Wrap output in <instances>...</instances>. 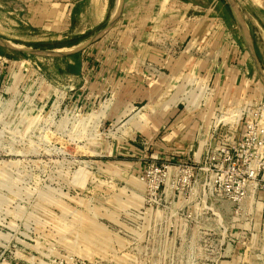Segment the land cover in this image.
<instances>
[{"label":"rangeland","instance_id":"obj_1","mask_svg":"<svg viewBox=\"0 0 264 264\" xmlns=\"http://www.w3.org/2000/svg\"><path fill=\"white\" fill-rule=\"evenodd\" d=\"M235 8L264 73V13L242 7L259 22L244 20ZM218 10L230 15L264 96L235 17ZM88 25L74 16L56 31L20 27L25 37H4L42 51L79 48L69 55L0 45V264H264V205L239 210L198 181L182 184L177 161L160 159L142 134L67 105L63 92L105 24ZM152 164L159 171L148 174Z\"/></svg>","mask_w":264,"mask_h":264},{"label":"crops","instance_id":"obj_2","mask_svg":"<svg viewBox=\"0 0 264 264\" xmlns=\"http://www.w3.org/2000/svg\"><path fill=\"white\" fill-rule=\"evenodd\" d=\"M231 1L244 20L259 22L242 7L264 13V0ZM225 5L227 0H0V38L25 37L20 27L56 31L74 16L90 23L88 30L105 24L83 53L79 77L63 92L67 105L142 134L160 159L181 162L201 157L219 121L238 136L259 96L241 36L227 24L230 15L218 10Z\"/></svg>","mask_w":264,"mask_h":264},{"label":"built area","instance_id":"obj_3","mask_svg":"<svg viewBox=\"0 0 264 264\" xmlns=\"http://www.w3.org/2000/svg\"><path fill=\"white\" fill-rule=\"evenodd\" d=\"M221 128L227 129L225 122L219 121L201 157L177 162L175 172L182 184L198 181L203 192L208 190L210 195L227 200L236 209L247 206V212L257 211V204L264 205V96L259 95L247 110L238 136L228 129L223 134ZM161 166L166 169L164 176L168 175L172 165ZM151 168L148 174L159 171L155 164ZM159 185L158 182L154 190Z\"/></svg>","mask_w":264,"mask_h":264},{"label":"water","instance_id":"obj_4","mask_svg":"<svg viewBox=\"0 0 264 264\" xmlns=\"http://www.w3.org/2000/svg\"><path fill=\"white\" fill-rule=\"evenodd\" d=\"M227 2L229 4V8H230L233 16L235 17V19L237 21V24H238V27L240 29L241 35H242L245 43L247 44L248 49L252 53V58H253L254 63L256 65V69H257L258 73L262 76V78H264V73H262V70H261V68L259 66V62H258L256 56L254 55V52L252 50V45H251V42H250V38H249L248 34L246 33V31L244 29L243 23H242V21L240 19V16L237 13L235 5L233 4V2L231 0H227ZM94 38L95 37H92L90 39V41H92ZM0 45L3 46V47H6V48L12 49V50H16V51H21V52L35 54V55H45V56H64V55H69V54L75 53L77 51V50L64 51V52H62V51H59V52L42 51V50H39V49L25 48V47L17 46V45L11 44L10 42H8V41H6L5 39H2V38H0Z\"/></svg>","mask_w":264,"mask_h":264}]
</instances>
